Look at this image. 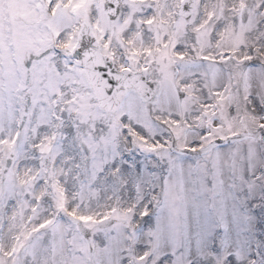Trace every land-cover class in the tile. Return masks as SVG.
I'll return each mask as SVG.
<instances>
[{
    "label": "snow or ice",
    "instance_id": "snow-or-ice-1",
    "mask_svg": "<svg viewBox=\"0 0 264 264\" xmlns=\"http://www.w3.org/2000/svg\"><path fill=\"white\" fill-rule=\"evenodd\" d=\"M0 264H264V0H0Z\"/></svg>",
    "mask_w": 264,
    "mask_h": 264
}]
</instances>
